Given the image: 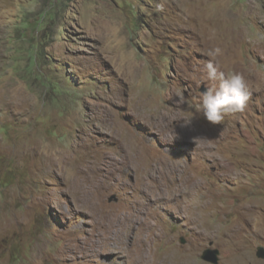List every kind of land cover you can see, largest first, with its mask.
Here are the masks:
<instances>
[{
	"label": "rangeland",
	"instance_id": "rangeland-1",
	"mask_svg": "<svg viewBox=\"0 0 264 264\" xmlns=\"http://www.w3.org/2000/svg\"><path fill=\"white\" fill-rule=\"evenodd\" d=\"M217 46L251 96L213 125L195 106ZM259 246L264 0H0V264H264Z\"/></svg>",
	"mask_w": 264,
	"mask_h": 264
},
{
	"label": "clouds",
	"instance_id": "clouds-1",
	"mask_svg": "<svg viewBox=\"0 0 264 264\" xmlns=\"http://www.w3.org/2000/svg\"><path fill=\"white\" fill-rule=\"evenodd\" d=\"M221 54L222 49L218 46L209 49L211 59L205 63V69L207 78L215 83L202 91L195 106L213 125L219 124L228 113L244 111L251 96L250 86L242 73L226 75L220 70L215 60Z\"/></svg>",
	"mask_w": 264,
	"mask_h": 264
},
{
	"label": "water",
	"instance_id": "water-1",
	"mask_svg": "<svg viewBox=\"0 0 264 264\" xmlns=\"http://www.w3.org/2000/svg\"><path fill=\"white\" fill-rule=\"evenodd\" d=\"M206 89V88H204ZM203 89V90H204ZM115 197H111L110 199H114ZM257 255L259 257H264V247L263 246H259L258 249H257ZM201 257L208 261V262H211V263H214V264H217L220 260V250L218 248H206Z\"/></svg>",
	"mask_w": 264,
	"mask_h": 264
},
{
	"label": "bare ground",
	"instance_id": "bare-ground-1",
	"mask_svg": "<svg viewBox=\"0 0 264 264\" xmlns=\"http://www.w3.org/2000/svg\"><path fill=\"white\" fill-rule=\"evenodd\" d=\"M114 231V230H113ZM121 231V230H120ZM102 243V242H101ZM135 257V256H134ZM154 258V257H153Z\"/></svg>",
	"mask_w": 264,
	"mask_h": 264
}]
</instances>
